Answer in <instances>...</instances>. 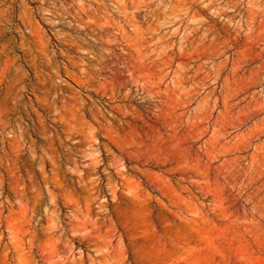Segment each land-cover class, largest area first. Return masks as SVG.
Returning <instances> with one entry per match:
<instances>
[{"label": "rangeland", "instance_id": "rangeland-1", "mask_svg": "<svg viewBox=\"0 0 264 264\" xmlns=\"http://www.w3.org/2000/svg\"><path fill=\"white\" fill-rule=\"evenodd\" d=\"M0 264H264V0H0Z\"/></svg>", "mask_w": 264, "mask_h": 264}]
</instances>
